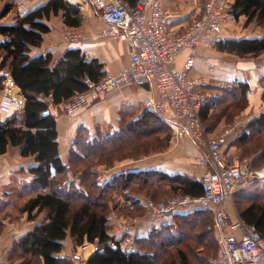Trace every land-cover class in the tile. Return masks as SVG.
<instances>
[{
    "label": "trees",
    "instance_id": "1",
    "mask_svg": "<svg viewBox=\"0 0 264 264\" xmlns=\"http://www.w3.org/2000/svg\"><path fill=\"white\" fill-rule=\"evenodd\" d=\"M125 1L134 6L137 0ZM13 7V3H8L1 16ZM61 12L66 27L82 25V13L74 12L66 0H49L18 15L14 24L0 25V33L5 37L0 42L1 69L7 71L26 98L22 112L14 114L6 123L0 121V155L13 145L20 147L23 156L33 155L38 162L29 169L33 179L20 183L19 190L13 191L15 197L11 198L10 194L0 203L13 204L18 214H27L32 220L44 211L47 214L44 222L16 242L20 264H74L58 257L68 237L77 245L88 241L105 246L104 252H95L86 264H205V250L212 251L217 244L213 208H190L189 212L172 214L171 224L154 227L147 236L137 238L138 252H125L121 247L108 245L113 239V210L126 212L131 217L143 216L147 198L162 201L172 193L201 195L202 179L156 170H133L120 172L109 181L103 180L100 168H112L121 153L124 152L121 157L127 153L129 157L134 156L138 147L144 153L148 151L153 141L143 142L142 137L152 138L151 133L155 132L153 137L158 135L159 142L162 134L158 131L164 132L165 138L171 137L172 129L155 126L161 116L149 110L146 111L149 115L131 124L129 130L109 137L101 132L93 135L87 127L80 126L77 146L64 163L60 156L57 118L49 111L48 98L55 104L68 102L91 89L92 85L84 79L87 75L93 83H98L107 73L103 63L88 58L78 48L66 50L55 65H52L51 53L32 55V49L41 46L51 31L46 20ZM229 14L237 19L244 16L247 25L255 23L264 28V0H233ZM215 46L241 58H258L264 55V35L218 38ZM5 79L6 75L0 76V89L4 88ZM232 87L225 90L223 98H212L202 106L200 115L208 132H213L211 125L217 122L215 113L221 118L233 107L241 112L248 107L250 84L234 82ZM242 129L230 137L226 151L238 156L230 147L236 146L242 150L239 155L242 163L250 160L254 167L263 165L264 112L252 117ZM112 201L114 205L110 206ZM235 205L239 215L264 235V181L252 190L238 192Z\"/></svg>",
    "mask_w": 264,
    "mask_h": 264
},
{
    "label": "crops",
    "instance_id": "2",
    "mask_svg": "<svg viewBox=\"0 0 264 264\" xmlns=\"http://www.w3.org/2000/svg\"><path fill=\"white\" fill-rule=\"evenodd\" d=\"M48 1L0 0V25L14 24L18 15H23L46 4ZM81 1L84 6L79 11L83 16L86 14L89 17L87 22H83L78 27L82 30L83 39L77 42L64 40L63 32L66 24L64 15L61 12L46 20L51 27V31L45 35L41 46L32 49V55L51 53L53 57L52 65H55L66 50L78 48L88 58H95L103 63L107 74H118L131 62L130 43L127 40L101 36V31L106 26L101 17V6L105 0ZM10 2L14 4L13 9L2 17V11ZM164 3L166 8L175 15L169 21L170 27L183 31L201 14L204 0H164ZM233 18L231 14L227 15L223 30L218 38L262 36L261 34H254L260 28L256 24L247 25L246 17L243 18V16L239 18L243 29L236 30V26L232 25ZM255 26L257 29L251 28ZM4 39L5 37L0 33V42ZM191 57L194 58L195 65L190 74L196 77H204L207 80L209 84L205 88L214 93L213 98H223L225 96V90H228V86H223L224 83L233 86L234 82H248L253 88L254 84L259 86V80L264 75V61L261 63L264 55L258 58L243 59L235 54L220 51L214 43L211 46L201 45L195 49L179 51L176 54L174 66L179 69L184 68L186 61ZM3 75H6V79L4 80V88L0 89V95L4 91L11 90L24 97L20 87L15 84L11 76L7 75V71L2 70L0 66V76ZM154 90V86L150 83L144 85L129 84L95 94L92 86L88 92L78 94L68 102L55 104L52 98L49 97V111L57 118L60 156L64 163L68 162L71 150L77 146L76 140L80 126L87 127L93 135L101 132L108 137L116 135L122 130L127 131L130 129L131 124L140 119H145L149 115L143 106V101L146 97L151 96ZM252 93L250 94V104L242 115L245 116L246 120L255 116L252 107ZM1 118L0 116V121ZM239 121H233V125L239 123ZM172 122L173 113L170 111L167 117L161 116L160 122L155 126L164 130L167 128L172 129L170 127ZM226 122L225 116H222L216 124L211 125L213 132L216 134L224 128ZM144 129L151 130V128ZM240 131L241 129L234 135L239 134ZM203 153L204 150L198 147L189 137L172 140L171 142L164 137L163 132L158 144L151 143L142 158H128L116 162L112 168L101 167L100 170H102L104 181H109L120 172L133 170H156L171 175L181 174L200 180L209 169L199 164ZM36 164L38 162L35 156H23L20 153V147L10 145L7 152L0 155V200H5L10 194L11 198L15 197L16 192L13 193V191L19 190L20 183L33 179L34 175L30 173L29 169ZM15 210L13 204L3 206L0 203V264H20L19 257L21 254L20 250L15 247L16 242L36 225L44 222L47 217L44 211L37 219L32 220L28 218L27 214H18ZM189 211L191 210L185 212ZM227 212L230 217L238 215L233 200L228 203ZM143 216H136L139 218V222L134 228L136 238L147 236L154 227H161L173 222L172 216L162 218L155 223L148 222ZM64 243L65 248L58 254V257L71 260L74 264H86L89 257L94 254L96 247L95 243L88 241L83 245H77L70 237Z\"/></svg>",
    "mask_w": 264,
    "mask_h": 264
},
{
    "label": "built area",
    "instance_id": "3",
    "mask_svg": "<svg viewBox=\"0 0 264 264\" xmlns=\"http://www.w3.org/2000/svg\"><path fill=\"white\" fill-rule=\"evenodd\" d=\"M67 2L70 8L78 10L84 6L81 0ZM232 2L204 0L201 14L185 30L178 31L169 25L175 15L166 8L164 0H137L134 6L125 0H105L101 17L106 26L101 36L127 40L131 45V62L118 74H107L98 83H93L88 75L84 79L93 86L95 94L123 85L152 84L155 90L144 99L145 109L162 117H167L171 111L173 138L189 137L204 150L199 164L209 169L201 180L203 193L197 196L181 193L162 201L147 198L143 217L155 223L190 208H213L219 246L214 264H264V235L239 213L230 217L227 212V205L247 172L240 158L231 156L225 149L239 123L211 137L200 115L202 106L215 96L205 88L209 83L204 77L190 74L195 65L193 57L182 69L174 66L179 51L215 43ZM88 20L85 14L83 22ZM63 38L67 42H77L83 39V33L78 27H66ZM25 105L23 96L11 90L4 91L0 95L1 121L8 122L14 114L22 112ZM138 220L126 212H115L113 239L108 245L121 247L125 252L140 251L134 233ZM95 244L93 253L105 251V246Z\"/></svg>",
    "mask_w": 264,
    "mask_h": 264
},
{
    "label": "rangeland",
    "instance_id": "4",
    "mask_svg": "<svg viewBox=\"0 0 264 264\" xmlns=\"http://www.w3.org/2000/svg\"><path fill=\"white\" fill-rule=\"evenodd\" d=\"M243 18H245L244 16H243ZM240 24H242V23H240V20L239 19H237V18H233L232 19V25L235 27L236 26V30H242L243 28H242V26L240 25ZM253 24H255V23H253ZM257 26V25H256ZM256 26L255 27H251V28H254V29H257L256 28ZM233 27V28H234ZM259 27V26H258ZM260 29L258 30V31H256L257 33H254V34H261V35H263L264 34V28L263 27H259ZM243 59H252V58H243ZM264 61V58L262 59V61H261V63ZM260 63V64H261ZM264 77V75L261 77V80H259V86L257 85V84H254V86H253V88H252V86L250 85V87H251V90H250V92H249V94H248V96H249V99H248V105L250 104V94L252 93V95H251V99H252V107H253V109H254V112H255V116H257V115H259V114H261V113H263L264 112V99H263V95H264V84H263V82H262V78ZM230 88H233L230 84L228 85V87H227V89H230ZM257 99H258V101H257ZM242 103V101H240L239 102V104H241ZM245 105H246V102H245ZM241 111H240V109L238 108V109H235L234 107L232 108V109H230L229 111H228V113L225 115V118H226V125L224 126V128H222V129H225V128H228V127H231L232 125H233V121H236V120H240L239 121V126H238V130H240V129H242V128H245V126L247 125V123H248V121L252 118H250L249 120H246L245 119V116H242L243 115V113H244V111H242L241 113H240ZM217 116V117H216ZM215 117H216V121H218L219 119H220V116L218 115V113H215ZM254 117V116H253ZM235 124H238V123H235ZM240 128V129H239ZM221 129V130H222ZM221 130H219L217 133H219ZM237 130V131H238ZM243 130V129H242ZM153 133H154V135L156 134L155 132H152L151 134H152V138H144V137H142V141L144 142V141H153V142H155L156 144H158V140L156 139L157 138V136L158 135H156V137H153ZM158 133L159 134H163V132L162 131H158ZM216 133V134H217ZM214 132H209V135L211 136V137H213V136H215L216 135ZM155 140V141H154ZM172 140H176L175 138H173V135H171V137L169 138V141H171L172 142ZM142 142V143H143ZM230 147H232L233 149H235L236 150V154H238V157L240 158V151H242V150H239V149H237V147L235 146V147H233V145L232 146H230ZM128 148V147H127ZM129 149H127L126 151H128ZM239 150V151H238ZM135 152H134V156H130L129 157V153H127V154H124V155H122V157L120 156L121 154H123V153H121L119 156H118V158H117V160L115 161V163L117 162H119V161H124V160H126V159H128V158H132V159H134V158H137V159H140V158H142L143 156H144V149L142 148V147H138V148H136V150H134ZM120 159H122V160H120ZM243 165H244V167H245V169H246V176H245V179L243 180V182L240 184V186L238 187V189H237V191H236V193H234V195H233V201H234V203H235V200H236V197H237V194H238V192H242V190H252L253 188H254V186L258 183V182H262V181H264V175H261L260 174V171H262L263 169H264V164L263 165H261V166H257V167H254L253 165H252V162H250V160H247V161H245L244 163H243ZM97 170H98V168H97ZM172 195H174L173 193L170 195V196H172ZM232 201V200H231ZM111 203V205L110 206H113L114 205V201H112V202H110ZM118 210H113L112 212H111V215L112 216H114V213L115 212H117ZM218 249H219V246H218V242H217V244H216V246H214V249L212 250V251H208V249H206L205 251V253H204V262H205V264H214V259H215V257H216V255H217V253H218ZM195 254H196V252H195ZM200 253L198 252V255H199Z\"/></svg>",
    "mask_w": 264,
    "mask_h": 264
},
{
    "label": "water",
    "instance_id": "5",
    "mask_svg": "<svg viewBox=\"0 0 264 264\" xmlns=\"http://www.w3.org/2000/svg\"><path fill=\"white\" fill-rule=\"evenodd\" d=\"M71 9L74 11V12H78V8H75V7H71Z\"/></svg>",
    "mask_w": 264,
    "mask_h": 264
},
{
    "label": "bare ground",
    "instance_id": "6",
    "mask_svg": "<svg viewBox=\"0 0 264 264\" xmlns=\"http://www.w3.org/2000/svg\"><path fill=\"white\" fill-rule=\"evenodd\" d=\"M260 174H261V175H264V170L260 171Z\"/></svg>",
    "mask_w": 264,
    "mask_h": 264
}]
</instances>
